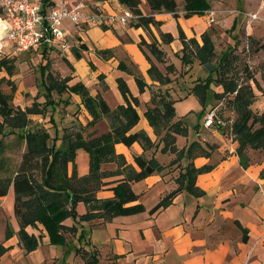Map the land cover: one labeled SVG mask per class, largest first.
<instances>
[{"label": "crops", "instance_id": "1", "mask_svg": "<svg viewBox=\"0 0 264 264\" xmlns=\"http://www.w3.org/2000/svg\"><path fill=\"white\" fill-rule=\"evenodd\" d=\"M176 1L178 4L181 2ZM141 9L144 15L151 13L145 0ZM125 10L127 8L119 0H102L99 9L106 16L117 15ZM207 13L190 18L184 17V11H178V18L171 13L156 14L154 17L160 25H150L149 30L132 26L133 21L128 25L103 21L96 26H86L85 30L79 32L80 46L85 44L87 50L79 49L80 46L72 48L71 56L66 60L72 73L64 77L54 76L68 78L69 87L83 85L91 97L104 100L112 111L127 106L129 102L140 117L129 133L144 132L152 142V146L146 149L139 142L130 147L123 143L116 144V154L124 157V160L117 158L102 164L101 170L106 174L103 178L105 184L97 192V197H114L113 187L128 177L130 170H140L135 156L144 155L147 159H153L158 169L141 180L130 182L138 199L127 205L141 203L145 209L109 218L102 209H93L97 215L90 219L80 221L77 218L79 221H75L68 217L63 224L68 227L77 225L78 230L63 231L64 240L59 243L51 241L43 224L27 225L25 231L38 241L34 249L28 250L21 238L22 224L15 214V192L11 186L6 195L0 196V244L5 248L0 254V264H86L92 252H95L100 264H264V156L256 153V150L248 151V163L244 166L237 153L239 144L234 139L232 126L224 128L226 125L219 116L221 128H206L205 122L193 128L187 121L192 114H208L213 110H208L212 98L218 97V94L213 93V84L207 93L205 106L193 88L183 92H162L160 89L163 86L173 82L172 76L165 74V68L153 61L181 60L182 64H186L182 60L184 43L180 31L187 40L196 39L202 46V36L208 33L210 25ZM66 24L72 29L66 28ZM62 28L67 36L78 29L68 21L63 23ZM3 34L0 27V35ZM142 42L146 45L155 43L160 51L159 56L152 54L145 46L140 48ZM40 48H43L45 55L51 50V46H39L28 53H34ZM73 50H77L81 57H76ZM98 50L106 53L100 56ZM17 55L20 54H13V46L7 44L0 60ZM5 61L8 66H13L9 65V60ZM121 62L131 72L121 70ZM46 66H49L46 67V74L51 73V65ZM152 66L156 67L160 75L150 74ZM2 69L13 76V71L10 74L6 67H0ZM169 69L174 68L169 66ZM159 76L169 80V83H162ZM137 78L142 80L143 87L139 86ZM119 79L129 88L128 101L120 91ZM15 92L16 88H13L9 95L13 96ZM42 94L45 99V94ZM64 94L72 101L69 108L77 106L80 109L77 115L79 123L89 130L86 139L110 132L112 121L108 116L101 115L91 125L94 117L82 97L70 91ZM165 102L174 104L176 115L172 124L181 121V129L185 131L184 135L173 133L177 151H162L166 146L165 135L168 130L163 125L156 129L146 115L157 107L163 110ZM57 106L48 107L52 109L51 122L54 121L53 111ZM17 108L26 110L28 107ZM48 108L43 115L28 117L31 127H44L38 123L33 125L32 120L45 117ZM11 136L16 143L18 141V144L23 145L22 150L27 149L26 141L17 140L14 134L9 135L5 139V155L10 161L12 159L7 154L11 145L7 139ZM193 143L197 147L192 155L179 152L188 150ZM78 157L87 158L86 165H79ZM75 161L80 176L89 172L90 156L86 150H76ZM189 166L199 170L191 183L187 176H183ZM11 173L15 175L16 170H11ZM71 173L72 163L69 164ZM170 194L173 196L169 203L153 211ZM88 210L82 201L78 203L79 215ZM83 229L85 232L81 236Z\"/></svg>", "mask_w": 264, "mask_h": 264}, {"label": "trees", "instance_id": "2", "mask_svg": "<svg viewBox=\"0 0 264 264\" xmlns=\"http://www.w3.org/2000/svg\"><path fill=\"white\" fill-rule=\"evenodd\" d=\"M119 1L137 17L131 23L134 27L149 30L150 25L159 26L160 23L154 17L156 14L172 13L175 18L179 17V5L176 0H145L151 10L149 15H144L142 12L143 0ZM183 2L185 18L194 15L204 16L212 9L209 0H183ZM180 38L184 43L183 62L191 64L193 60H198L209 73L205 80L197 82L193 87V92L199 97L201 103L205 106L207 93L211 90L212 84L217 83L223 87V92L218 94V98L228 97V105L237 114L232 125V133L239 144L237 153L240 160L244 166L247 165V148L264 150V113L261 116H255L251 110L255 97L251 85L240 84L238 80L228 77L230 60L233 56L231 52L223 54L218 65L213 64L216 51L209 33L202 36V46L196 39L187 40L182 31H180ZM143 46L147 47L152 54L159 56L160 51L155 43L152 45L140 43V48ZM79 49L87 50V46L81 44ZM77 50H73L74 54L80 58ZM105 53L97 51L100 56ZM7 63L5 60L1 61L0 67H6L12 74L13 66H8ZM46 67L43 66L40 69V81L46 99L44 104L35 101L31 107L21 110L13 105V96L0 89V196L6 195L11 186L13 187L15 214L20 218L22 224L20 234L28 250L34 249L38 241L25 231L27 225L43 224L50 234L51 241L59 243L64 240L63 231L78 230L77 225L68 227L63 224L68 217H72L75 221H79L77 218H80V221L90 219L97 215L93 213V209H102L107 218L143 211L145 207L141 203L127 205L138 199V194L134 192L130 182L141 180L158 169L153 159L136 155L135 161L140 170H130L128 177L120 180L113 187L114 197L99 199L97 192L104 186L103 178L106 176L101 170L102 164L117 158L124 160V157L116 154L115 145L123 143L130 147L139 142L146 149L152 146V142L144 132L129 133L140 120L138 112L129 102L127 106H120L112 111L104 100L91 97L83 85L69 87L68 78L60 79L51 73L46 74ZM120 69L131 72L123 62L120 63ZM214 72L218 74L216 79L213 77ZM155 73L160 75L156 67L152 66L150 74L153 76ZM158 79L162 83H169V80L160 76ZM137 81L140 87L144 86L140 78H137ZM118 84L122 95L128 101L130 91L127 84L122 79L118 80ZM68 91L82 97L84 104L94 117L91 125L95 124L101 115L108 116L112 121L110 132L86 139L81 131L74 133L65 130L62 137L58 136L59 132L52 137L47 128L30 126L31 122L28 119L30 115H43L48 107L55 108L58 102L53 95L56 93L61 96ZM146 115L156 129L163 125L168 130L165 135L166 146L162 151H177L174 146V134L184 135L185 131L181 129V121L172 124L176 115L173 102H165L163 110L157 107L148 111ZM218 128L221 126L218 125ZM12 134L16 135L17 140L27 142V149L22 154V160L17 166L15 175L7 174L8 171L11 172V165L9 158L5 155L7 149L5 139ZM196 147L197 145L193 143L188 150L179 152L192 155ZM78 149L86 150L90 156L89 172L82 176L78 174L75 161ZM70 163H72L71 174H69ZM198 171L195 167L189 166L183 176H187L191 183ZM36 174L41 175V180L37 179ZM172 196L173 194L166 196L153 208V211L168 204ZM81 201L88 206L89 210L79 215L77 205ZM84 232V229L81 230V236ZM4 250L5 248L0 244V254ZM86 264H100L95 252L89 255Z\"/></svg>", "mask_w": 264, "mask_h": 264}, {"label": "rangeland", "instance_id": "3", "mask_svg": "<svg viewBox=\"0 0 264 264\" xmlns=\"http://www.w3.org/2000/svg\"><path fill=\"white\" fill-rule=\"evenodd\" d=\"M178 1H181L178 4V11H184L183 0ZM209 1L212 9L207 14L209 21L213 22H208L210 24L208 33L214 41L216 50V59L213 64L218 65L221 56L226 52L233 54L227 75L238 80L240 84L251 85L255 94L251 110L255 116H261L264 113V0ZM62 4L71 8L78 7L80 11L91 15L97 13L102 7V0H63ZM65 26L72 29L69 24ZM86 26L89 27L85 23L76 26L77 31L74 29L72 34L66 37L63 45H52L47 55L43 53V48H40L34 53L20 54L5 59L9 60V65H13V76H9L5 69L0 70V89L7 94H12L13 88H16V92L13 94L15 107H31L34 101L44 104L45 99L42 94L44 89L40 81L41 67L47 64L51 65L49 72L58 77L72 73L66 64V60L71 56L72 48L80 46L79 32L85 30ZM168 50L170 49L168 48ZM1 56L3 57V55ZM153 61L165 68V74L172 76L173 82L169 86H163L160 89L162 92L190 91L197 82L205 80L209 76L206 68L201 66L198 60H193L191 64H182L181 60ZM169 66H173L174 69H169ZM213 77L216 79L218 74L214 72ZM212 90L215 94L223 92V88L216 83L213 84ZM54 99L58 102L57 108L53 111L54 121H50L52 109L48 108L46 116L32 120V124L38 123L44 126L49 130L52 137H55L57 132H59L58 136L62 137L65 130L74 133L81 131L86 137L89 130L84 129L79 123V116L77 115H79L80 109L77 106L69 108L72 102L70 97L67 94L61 96L55 94ZM211 102L212 105L208 110L210 108L216 110L220 120L227 126L224 128H228V126L230 128L236 120L237 114L228 105V97L223 99L213 97ZM206 116L207 114L203 113L192 114L187 121L193 128H196L203 125ZM163 135L164 133H162ZM7 141L11 145L8 150L9 154H7L12 159L9 162L10 169L14 171L22 160L23 145L18 144V141L16 143L13 136L9 137ZM252 150V148H247V152ZM256 153L264 156V150H256ZM77 162L83 167L86 165L87 158L78 157ZM8 173L12 175L13 172L8 171ZM36 177L41 180L40 174H36Z\"/></svg>", "mask_w": 264, "mask_h": 264}, {"label": "built area", "instance_id": "4", "mask_svg": "<svg viewBox=\"0 0 264 264\" xmlns=\"http://www.w3.org/2000/svg\"><path fill=\"white\" fill-rule=\"evenodd\" d=\"M62 3L63 0H1L0 27L4 34L0 35V56L7 44L13 46V54L28 53L39 46L63 45L67 35L62 25L66 21L76 26L84 23L96 26L103 21L128 25L137 18L128 9L112 16L102 11L88 15L78 7ZM218 120L213 109L207 114L204 126L214 128L220 125Z\"/></svg>", "mask_w": 264, "mask_h": 264}]
</instances>
